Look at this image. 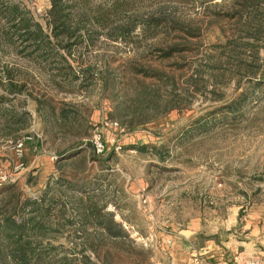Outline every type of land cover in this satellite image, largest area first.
<instances>
[{
    "label": "rangeland",
    "instance_id": "374dc122",
    "mask_svg": "<svg viewBox=\"0 0 264 264\" xmlns=\"http://www.w3.org/2000/svg\"><path fill=\"white\" fill-rule=\"evenodd\" d=\"M84 1L92 10H108L110 23H120L124 17L123 12L113 13V5L121 3L144 18L155 16L190 27L193 34L181 28L169 33L160 26L155 35L137 28L131 39L124 40L97 27L91 36L82 30L83 37L70 41L71 55L62 48L66 42L52 45L49 62L33 57L31 50L22 51L20 41L0 49L1 67L13 68V75L26 82L23 94L7 93L8 99H0V188L16 183L27 195L40 197L53 187L54 196L61 198L51 214V233L35 244L38 251L44 250L49 264H107L106 252L108 264H169L159 231L170 229L174 234L194 220L205 221L211 229L219 221L227 227L234 220L238 226L247 213L264 212V86L256 89L250 83L257 79L253 73L264 74V0H257L261 30L249 45L240 22L230 17L244 0ZM1 2L18 5L49 31L45 17L50 0ZM229 38L243 39L239 42L256 49L251 75L241 76L227 61L224 46ZM172 47L173 53L165 54ZM245 56L249 65L251 52ZM136 67L156 70L160 78L137 74ZM146 88L158 90L157 104L154 96H144L143 92L150 93ZM245 91L256 94L252 109L220 114ZM4 93L0 84V95ZM29 93L45 109L53 103L57 111L71 108L76 115L70 113L68 124L60 129L50 125ZM22 110L29 112L31 125L14 141L9 135L15 131L5 128V116ZM218 115L222 124L211 122L195 130L198 123ZM185 130L187 136L182 134ZM97 131L105 145L102 153L93 149ZM23 139L24 165L19 167L14 145ZM144 144L162 146L165 158L134 148ZM76 148L81 151L64 163H74L66 167L72 184L83 185L86 195L94 193L102 212L113 213L134 244L111 247L96 233L98 225H81L75 204L61 194L65 187L55 181L59 159ZM53 155L58 157L54 162ZM80 185L67 189L69 195L81 193ZM61 207L67 208L62 216L70 222L63 223ZM100 242L97 254L90 243Z\"/></svg>",
    "mask_w": 264,
    "mask_h": 264
},
{
    "label": "trees",
    "instance_id": "16d2710c",
    "mask_svg": "<svg viewBox=\"0 0 264 264\" xmlns=\"http://www.w3.org/2000/svg\"><path fill=\"white\" fill-rule=\"evenodd\" d=\"M50 2L51 6L45 17V23L50 32L45 31V27L42 23L36 21L32 16L29 17L27 15L28 13H25L27 11H24V9L18 5L1 2L0 49L3 48L6 43L15 44L20 41L23 44L22 51L31 50L33 57L41 56L45 59V62H49L50 55L53 53L52 45L66 42L65 45L60 46L71 55L72 45L70 41L73 38L83 37L81 33L82 30H84L86 35L91 36L97 27L104 30L108 28L107 33L109 36L124 40L131 39L137 28L145 34L153 35H155L153 32H156L157 28L160 26L164 27L162 29L169 33H172L177 28H181L180 30L186 32L187 35L193 34L190 27L171 23V21L155 16L144 18L138 13H133L123 8L121 3H115V5H113V11H115L113 13H117L118 11L123 12L124 17L120 20V23H110L111 14L108 10H92L86 5L87 3L84 0H70V3L64 0H50ZM261 11L260 2L257 0H244L243 3L241 1L238 9H234V11L230 12L232 13L230 17L240 22V31L246 33L248 37V41L246 42H248V45L252 38L255 39L260 33L261 26L260 23H257V18ZM108 15L109 18H107ZM242 21L243 23H241ZM242 40L243 39L240 38L228 39L224 46L228 51V56L226 58L228 62L233 63L232 65L235 67L233 70H237L238 73L240 72L241 76L251 75L250 70H253L252 68L255 65V61L257 60L256 56L258 55L255 51L256 49L253 48L252 45H250V49H248L244 44L246 42H239ZM175 49V47H172L169 49L168 53L166 52L165 54H171ZM247 52H251V57L249 59H253L251 62L248 61L250 63L249 65L247 64L248 57L245 56ZM62 58L67 61L64 56H62ZM217 59L220 61L221 57L217 56ZM69 68L72 67L69 66ZM57 69L61 70L62 67L58 66ZM12 71L13 68L7 66L1 67L0 65V78H3L0 79V84L4 86L5 91V95H0L1 100L8 99L7 93L10 95H21L25 91L26 82L16 78ZM135 72L148 78H160L156 70H151L149 68L136 67ZM17 73H19V71ZM55 74L60 76L61 72L58 71ZM65 74L68 78V74L70 73L67 71ZM253 74L257 79H250V83H252L254 88L260 89L262 85L264 86V74ZM78 78V75H74L73 79L77 80ZM146 89H148L150 93L145 91L143 92L144 96H154L153 103L157 104L160 97L157 93L158 90L153 91L151 88ZM31 96L32 94L29 93V98L34 99L37 103V112L39 115L45 120H48V124L52 125L54 123L55 127L59 129L68 124V121L71 119L70 113L75 114L71 108H62L57 111L53 103H48V109H45L40 99ZM255 99L256 94H249L245 91L239 97L227 103V106L223 107V111H221L220 114L227 116L235 113L240 114L241 111L247 112L252 109L249 105ZM172 106L171 109L175 108L177 105L175 104ZM42 109L44 110L42 111ZM123 109L124 111H128V107L123 106ZM221 115H218L213 121L209 120L208 122L198 123V125L194 127L195 130L206 127L211 124V122L216 124L218 121H222ZM29 116L30 114L26 110L10 111L9 114L5 116V128H13L15 131L9 135L13 138L12 140L16 141L20 139L23 136L22 131L31 125ZM75 120H77V117ZM143 123L144 122H140V124ZM222 123L223 121L221 124ZM182 134H184L183 136H187L189 131L185 130ZM134 148L142 152L154 154L161 159L165 158L164 155L166 153L162 146L144 144L135 146ZM80 149L81 148H76L72 152H64L63 155L60 156L59 163L62 164L58 166L59 176L55 181L61 187H65L61 190V194L65 195L75 204L73 205V209L77 208V214L81 221V225H98L101 229H95L96 233L102 240L108 241L111 247H119V245H121L120 243L134 244V241L130 238L129 232L126 231L121 223L114 219V214L102 212L103 207L97 204V197L94 193L86 195L84 186L80 184L77 185L82 187L81 189L83 191L81 193L71 192L69 195V192H67V189L72 190L77 185L76 182L74 185L72 184L73 179L68 177L66 173L69 170L66 167H72L74 163H69L67 166H65L64 163L69 162L71 156L75 152H80ZM54 193H56V191L53 190L52 187L49 191H45L42 196L32 197L27 195L16 183H10L0 188V264L50 263L44 254V250L38 251V247L35 244L40 243V237L46 236L52 231V229H50L51 214L54 206L61 201V198L59 196L55 197ZM65 211H67V208H60L59 213H61L60 216L62 218ZM67 222H70V219L65 218L63 223L65 224ZM100 238L99 241L101 240ZM100 244L102 243H90L92 250L97 254V247ZM105 257V262L108 264L107 252Z\"/></svg>",
    "mask_w": 264,
    "mask_h": 264
},
{
    "label": "crops",
    "instance_id": "0c3cea01",
    "mask_svg": "<svg viewBox=\"0 0 264 264\" xmlns=\"http://www.w3.org/2000/svg\"><path fill=\"white\" fill-rule=\"evenodd\" d=\"M235 222L224 227L219 221L211 229L205 221L194 220L174 234L159 231L169 264H247L254 259L264 264V212L251 211L240 225Z\"/></svg>",
    "mask_w": 264,
    "mask_h": 264
},
{
    "label": "built area",
    "instance_id": "2783aa9c",
    "mask_svg": "<svg viewBox=\"0 0 264 264\" xmlns=\"http://www.w3.org/2000/svg\"><path fill=\"white\" fill-rule=\"evenodd\" d=\"M93 144H94V149L96 150L97 153L104 152L105 145L103 143V137L99 131H97V134L94 137ZM25 149H26V146H25V140L24 139L17 141L14 145V150H15L16 156H17L18 160L20 161L19 167L24 165L22 160L25 157ZM57 158H58L57 156L53 155L50 157V160L52 162H54L57 160ZM210 264H219V263L211 262ZM247 264H263V263H262L261 259H256V260L254 259V260L248 261Z\"/></svg>",
    "mask_w": 264,
    "mask_h": 264
}]
</instances>
